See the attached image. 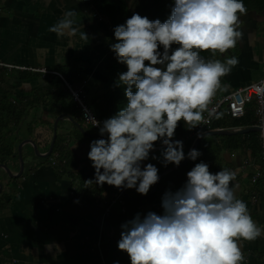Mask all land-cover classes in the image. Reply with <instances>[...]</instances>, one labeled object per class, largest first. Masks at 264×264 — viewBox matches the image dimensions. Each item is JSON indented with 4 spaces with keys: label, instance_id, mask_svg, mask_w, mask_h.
<instances>
[{
    "label": "crops",
    "instance_id": "1",
    "mask_svg": "<svg viewBox=\"0 0 264 264\" xmlns=\"http://www.w3.org/2000/svg\"><path fill=\"white\" fill-rule=\"evenodd\" d=\"M88 2L0 0V102H11L20 109L46 94L49 85L62 81L79 89L89 104L106 87L107 76L97 66L106 59L109 25ZM68 10L77 12L73 26L79 31L75 36L60 37L49 31ZM240 20L242 38L237 46L216 54L221 61L236 56L239 63L222 78L227 87L218 90L214 97L264 77V10L249 9ZM82 31L88 39L81 38ZM80 63L85 76L79 81L67 80L59 72L62 66ZM96 101L102 104L99 97ZM76 110L59 114L67 113L80 126L69 116H60L57 121L56 135L60 134L63 143L69 146L70 159L57 152L54 157L53 151L47 159L42 155L48 149L53 121L59 114L40 105L29 106L24 108L20 121L0 124V163L9 169L0 165V264H114V261L130 264L128 254L118 249L121 224L137 213L142 218L149 211L163 214L164 192L159 188L151 198L150 195L130 204L124 202L127 199L122 195V203L111 204L110 200L119 194L117 187L105 183L106 188L96 194L84 182L79 171L87 164L90 143L98 139L88 133L99 131L89 126ZM1 114L6 116L3 110ZM73 126L81 133L74 131ZM32 142L36 144L35 150ZM161 151L154 148L149 159L142 162V168L155 162L151 157H159ZM238 155L224 151L223 157L231 164L227 168L238 173L232 182L237 186L236 196L247 204L253 220L264 229L262 191L258 197L249 191L254 167ZM221 169L224 168L215 167L210 172ZM186 180L187 175L171 190H178ZM48 243L52 244V251L46 248ZM24 249L30 251L25 254ZM242 252L245 257L242 264H264V235L254 241H242Z\"/></svg>",
    "mask_w": 264,
    "mask_h": 264
},
{
    "label": "clouds",
    "instance_id": "2",
    "mask_svg": "<svg viewBox=\"0 0 264 264\" xmlns=\"http://www.w3.org/2000/svg\"><path fill=\"white\" fill-rule=\"evenodd\" d=\"M246 13L243 0H174L164 22L133 13L114 28L117 42L110 50L127 67L116 86H124L127 103L103 122L86 113L100 135L107 136L90 143L88 158L95 174L87 183L147 195L160 179L159 169L152 163L141 165L158 141L163 165H180L186 158L183 141L173 139L180 122L192 129L204 121L206 111L211 115L209 104L227 87L222 78L239 63L236 56L221 61L201 53L216 56L235 48ZM76 16L74 10L65 11L49 31L75 36ZM81 38L89 37L82 31ZM201 155L193 148L187 158L195 161ZM237 174L228 168L212 173L207 163H196L182 187L164 192L162 215L149 211L142 218L137 213L121 224L118 249L128 254L130 264H242V241L256 240L264 229L236 196L232 182ZM46 248L52 251V244Z\"/></svg>",
    "mask_w": 264,
    "mask_h": 264
},
{
    "label": "trees",
    "instance_id": "3",
    "mask_svg": "<svg viewBox=\"0 0 264 264\" xmlns=\"http://www.w3.org/2000/svg\"><path fill=\"white\" fill-rule=\"evenodd\" d=\"M89 2L90 6H92V8L97 11V14H100L109 25V34L105 43L106 59L97 66V70L107 76V85L100 90L98 95H96L91 101H89V104L95 108L97 116L104 121L105 119L113 116L121 107L126 106L127 103V99L124 94V86H116L118 74L127 71V67L124 64L118 63L117 59L115 58V53L110 50V45L117 42L114 37V28L118 25L124 24L126 20L133 15V13H138L141 16H146L150 20L159 19L161 22H164L171 14V8L174 5V1L90 0ZM243 3L245 4L247 10H264V0H243ZM201 54L205 58L215 59L216 57L212 56L207 51L202 52ZM81 66L84 67L82 63L78 64L77 66H75L74 64H70L68 67L62 66L59 68V72H61L64 78L67 80L79 81L82 79V76H85V74H83V72L79 68ZM48 90L49 91L46 94L37 96V98H35L32 102L25 103L20 109L16 104H13L11 102H0V124L9 121H20L23 117L24 108L27 109L29 106L40 105L49 109L54 114L68 111L71 112L74 109L78 110L76 103L69 96L68 89L62 81H59V84L57 85H49ZM133 91H135V88H133ZM98 97L102 100V104L97 103L96 100ZM2 110L6 114L5 117H2ZM258 121L259 119L256 113V102L251 101L245 105L242 115L238 117H233L227 114L225 105H221L218 111L212 116L209 126L211 128L235 129L255 126ZM81 122L86 125L83 120H81ZM34 125H32V127H34ZM88 125L91 126L90 124ZM49 126L51 127L50 129H52V125L49 124ZM73 128L74 131L81 133L76 129L75 126H73ZM188 128V125H184L183 122H180L179 127L175 132L180 137H187L183 143L185 155L194 139L193 132L195 131L196 127L192 129ZM104 139H107V136ZM63 142L64 141L62 140L60 134H57L52 151L57 152L61 157L70 159L68 151L69 146L65 145V143ZM261 144L262 138L260 137V133L259 131L255 130L236 134L206 135L199 141L196 147V149L199 150L202 155L199 156L195 161L188 159L182 166L164 174L161 177L157 188H159L162 192L171 189L174 185L178 184L186 177L187 172L190 171L196 163H199L201 161L209 165V170L215 167H230V162H225L223 158L224 151H228L230 153L238 152L239 158L248 159L250 161V165L254 167V169L255 167H258L261 170V175L258 178H256L254 181L250 180L251 183L249 191L254 197H258L260 192L262 191L264 172V158L261 155ZM155 160L156 161L152 164L159 169V172L173 165L168 164V166L165 167L162 163L163 158L161 155L159 156V159ZM85 161L87 164L79 171V174L83 178L84 182L94 192H96V194H100V192L104 188H106V186H98L95 183L86 182L90 179L94 180L95 169L92 167V162L88 157ZM117 191L118 190H116V192ZM126 191L132 196L140 195L135 191V189H126ZM151 197H153V194L150 196V198ZM124 202L133 204L137 201L125 200Z\"/></svg>",
    "mask_w": 264,
    "mask_h": 264
},
{
    "label": "built area",
    "instance_id": "4",
    "mask_svg": "<svg viewBox=\"0 0 264 264\" xmlns=\"http://www.w3.org/2000/svg\"><path fill=\"white\" fill-rule=\"evenodd\" d=\"M82 1H90V0H82ZM66 85L69 92V96L76 103V106L79 109L82 119L93 126L92 121L87 118L86 113H88L89 115L94 116L96 120L103 122V120L99 118L96 115V113L91 109V107L88 105L84 94L79 89L71 87L68 83H66ZM251 101L256 102V113L259 119L256 126H259L261 128L262 126H264V77H261L260 79L248 83L246 85L238 86L232 89L230 92L224 93L219 97H214L212 99L211 104H209L208 106L211 115H209L208 111L204 113L205 119L200 125H198L195 128V131L193 132L194 137L205 130L211 129V127L209 126L211 118L218 111L221 105H225L227 114L233 117H238L242 115L245 105ZM94 128L97 129V131H99V127H94ZM259 133L261 137V130L259 131ZM186 138L187 137H180L175 133L173 139L181 140L184 143ZM155 148L162 149L161 143L159 142L155 146ZM261 155L264 158V138H262ZM53 156L56 157L58 156V154L54 152ZM52 162L53 163L55 162L54 159H52ZM244 163H246V161ZM260 175H261V170L258 167H255L254 173L252 175V180L254 181ZM263 178H264V172H263ZM261 195L262 197H264V188L262 189ZM116 202L122 203V194L120 192L116 197H113L110 200L111 204ZM123 209L124 206H121V210Z\"/></svg>",
    "mask_w": 264,
    "mask_h": 264
},
{
    "label": "water",
    "instance_id": "5",
    "mask_svg": "<svg viewBox=\"0 0 264 264\" xmlns=\"http://www.w3.org/2000/svg\"><path fill=\"white\" fill-rule=\"evenodd\" d=\"M168 1H174V0H168ZM60 116H69V118H70L73 122H75V124L79 125V124H78V123H77V122H76V121H75L70 115H68L67 113L59 114V115L54 119V121H53V134H52V137H51V140H50V143H49V146H48V149H47L46 153L42 154L43 156H48V155L52 152V148H53L54 141H55V137H56V131H57V121H58V119L60 118ZM79 126H80V125H79ZM252 130L260 131L261 128H260L259 126H256V125H255V126H249V127H243V128H237V129H225V128H224V129H223V128H212V129H208V130H205V131L199 133L197 136L194 137V139H193V141H192V143H191V145H190L188 151L191 150V149H193V148L196 149V147H197L199 141H200L204 136L209 135V134H236V133H244V132H248V131H252ZM88 135H89V136L92 135L93 137H96V138H98V139L104 138V137H102V136L100 135V133H88ZM30 141H33V140H30ZM32 143H33L32 145H33L34 150H35V149L37 148V147H36V144H35L34 142H32ZM18 150H20V145L18 146ZM188 151H187V153H188ZM187 153H186V158L180 163L179 166H176V165L173 164V165H171V166L165 168V169L162 170L161 172H159L158 174H159L160 179H161V177H162L164 174H166V173H168V172H170V171H172V170H174V169H176V168L182 166V165H183V164L189 159V158H187ZM37 154L40 155L39 152H37ZM19 156H20V153H19ZM20 162L22 163V157H20ZM0 165H2V166H4V167L7 168L6 164H4V163H0ZM7 171H9L8 168H7ZM8 173H9V172H8ZM9 174H10V173H9ZM11 175H12V174H11ZM12 176H13V175H12ZM160 179H159V181H158L155 185H153V186L151 187V189H150V191H149V193H148L147 195H139V196H136V197H131L125 189H118V190H119V192L123 195V197H124L125 199H127V200H140V199H144V198H147V197H149L150 195H152V194H154V193L156 192V189H157V186H158V184H159V182H160ZM1 189H2V183H1V181H0V190H1Z\"/></svg>",
    "mask_w": 264,
    "mask_h": 264
},
{
    "label": "rangeland",
    "instance_id": "6",
    "mask_svg": "<svg viewBox=\"0 0 264 264\" xmlns=\"http://www.w3.org/2000/svg\"><path fill=\"white\" fill-rule=\"evenodd\" d=\"M233 50V49H232ZM215 59H217L216 57H215ZM94 109V108H93ZM95 110V109H94ZM45 158L47 159L48 158V156H45Z\"/></svg>",
    "mask_w": 264,
    "mask_h": 264
}]
</instances>
